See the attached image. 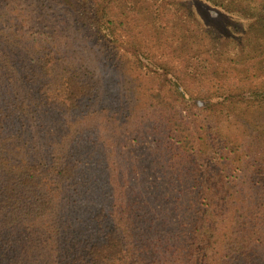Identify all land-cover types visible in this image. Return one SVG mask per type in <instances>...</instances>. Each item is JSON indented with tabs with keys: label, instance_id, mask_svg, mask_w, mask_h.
<instances>
[{
	"label": "trees",
	"instance_id": "1",
	"mask_svg": "<svg viewBox=\"0 0 264 264\" xmlns=\"http://www.w3.org/2000/svg\"><path fill=\"white\" fill-rule=\"evenodd\" d=\"M208 1L242 39L190 0H0V264H264V0Z\"/></svg>",
	"mask_w": 264,
	"mask_h": 264
},
{
	"label": "rangeland",
	"instance_id": "2",
	"mask_svg": "<svg viewBox=\"0 0 264 264\" xmlns=\"http://www.w3.org/2000/svg\"><path fill=\"white\" fill-rule=\"evenodd\" d=\"M190 1L203 27L220 32L224 39H230V37L242 39L249 22L247 23L244 19L240 18L236 14L226 12L208 0ZM90 43L91 46L96 49L97 45L101 43L100 38L94 37ZM103 48V54L107 55V58L100 60V66L106 75L117 77L118 73L120 72L118 69L119 65L123 63V57L121 54H118L120 55V58L117 57L114 52H112V48L110 47L105 46ZM103 128L107 134L109 133L118 139V143L121 148L127 152L133 153L134 156L138 157L139 159L143 158L142 152L145 150L143 148L145 144L150 143V141H152L151 145L154 144L153 138L151 136L153 124L150 121H146L137 129V131H142L140 136L141 144L136 142L138 140L136 138L129 139L128 135L123 132L128 131L126 130L125 126L119 125L114 120L105 121L103 123ZM145 177L148 180H153V175L150 172L145 173Z\"/></svg>",
	"mask_w": 264,
	"mask_h": 264
}]
</instances>
